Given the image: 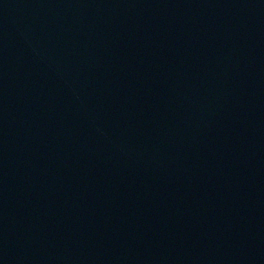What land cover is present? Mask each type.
Returning a JSON list of instances; mask_svg holds the SVG:
<instances>
[{
    "label": "water",
    "instance_id": "95a60500",
    "mask_svg": "<svg viewBox=\"0 0 264 264\" xmlns=\"http://www.w3.org/2000/svg\"><path fill=\"white\" fill-rule=\"evenodd\" d=\"M0 264H264V0H0Z\"/></svg>",
    "mask_w": 264,
    "mask_h": 264
}]
</instances>
